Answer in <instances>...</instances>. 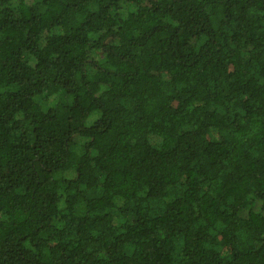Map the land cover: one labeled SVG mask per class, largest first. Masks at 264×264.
Masks as SVG:
<instances>
[{
	"label": "trees",
	"instance_id": "16d2710c",
	"mask_svg": "<svg viewBox=\"0 0 264 264\" xmlns=\"http://www.w3.org/2000/svg\"><path fill=\"white\" fill-rule=\"evenodd\" d=\"M0 264H264V0H0Z\"/></svg>",
	"mask_w": 264,
	"mask_h": 264
},
{
	"label": "rangeland",
	"instance_id": "374dc122",
	"mask_svg": "<svg viewBox=\"0 0 264 264\" xmlns=\"http://www.w3.org/2000/svg\"><path fill=\"white\" fill-rule=\"evenodd\" d=\"M122 7H123V6H122ZM46 104H47V103H46ZM90 120H91V118L88 119V122H90ZM151 139H152L153 142L156 141V138H155V139H154V138H151Z\"/></svg>",
	"mask_w": 264,
	"mask_h": 264
}]
</instances>
